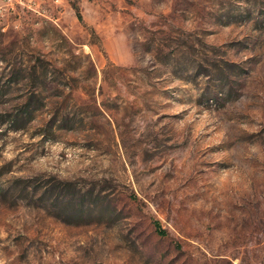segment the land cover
I'll list each match as a JSON object with an SVG mask.
<instances>
[{
  "label": "rangeland",
  "instance_id": "374dc122",
  "mask_svg": "<svg viewBox=\"0 0 264 264\" xmlns=\"http://www.w3.org/2000/svg\"><path fill=\"white\" fill-rule=\"evenodd\" d=\"M0 264H264V0H0Z\"/></svg>",
  "mask_w": 264,
  "mask_h": 264
},
{
  "label": "trees",
  "instance_id": "16d2710c",
  "mask_svg": "<svg viewBox=\"0 0 264 264\" xmlns=\"http://www.w3.org/2000/svg\"><path fill=\"white\" fill-rule=\"evenodd\" d=\"M154 225H155V228L158 230V232H159L160 234H162L163 232H162V230L160 229V226H159L158 222H155Z\"/></svg>",
  "mask_w": 264,
  "mask_h": 264
}]
</instances>
